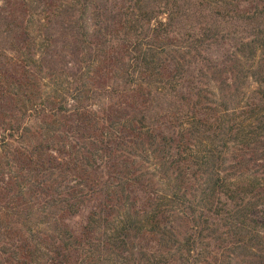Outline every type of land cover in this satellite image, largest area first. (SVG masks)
<instances>
[{"label":"trees","instance_id":"1","mask_svg":"<svg viewBox=\"0 0 264 264\" xmlns=\"http://www.w3.org/2000/svg\"><path fill=\"white\" fill-rule=\"evenodd\" d=\"M251 164L264 170V0H0V264H98L94 249L171 264L149 254L185 214V263L264 264Z\"/></svg>","mask_w":264,"mask_h":264},{"label":"rangeland","instance_id":"2","mask_svg":"<svg viewBox=\"0 0 264 264\" xmlns=\"http://www.w3.org/2000/svg\"><path fill=\"white\" fill-rule=\"evenodd\" d=\"M187 59H192V58L188 56ZM52 83L55 87L59 88L60 90H62V87L67 88L66 76H58V78L55 81H52ZM50 84H51V82H50ZM215 85H217V84L214 82H210L209 87L212 88L214 91H216ZM255 88H256V85L254 84V82L252 80H248L246 92L249 93ZM228 92H231V91H228ZM234 92H237V91L235 90ZM231 93H229L228 95H231ZM228 95L225 97L224 102L228 105L229 109H232L235 107L234 106L235 104L231 101V99H230L231 102L229 101ZM256 156H257V154H256ZM261 163L262 162H259L258 165H260ZM254 165L255 164L249 165L250 166L249 167V174H252V176H260L264 172V170L260 169L258 167H254ZM143 167H144V170L146 172H149V174H147V175H149V177L151 178V182L155 185L156 190L158 192H160V194L162 192L163 193L168 192L172 195V189L171 188L173 185V177L169 175V174H171V172H169L167 168L163 167L161 164V169L157 168L156 170H154L153 167H155V166L150 161H148V159H144ZM63 186H64L63 188L65 190V183L63 184ZM64 196H65V198L67 197L66 194ZM201 199L202 198L199 197L200 201H201ZM187 210H188V208H187ZM121 212H122V210H121ZM188 212L189 211H187V213ZM121 215H123V213H120V216ZM86 220H87V213H81L80 215H77L70 220V224H71L70 226L79 227L78 225L86 223ZM118 224L122 225L123 222L119 221ZM141 225L143 227L149 226L147 223H144V222L141 223ZM193 227L194 226H193L192 222L189 220V218L186 216V214L180 215L179 219L175 221L174 225L171 224L170 227H168L166 238L164 240H162V242L159 245H155L156 246L155 250L153 251L152 254H149V255L156 256L157 260H159V261H162L163 259L165 261L168 260L171 264H187L184 261V258L187 254V251H185V250H188L190 247H188L184 238H186L188 236V234H190L192 232L191 230ZM113 228L114 227H111L110 225H107L104 223L101 225H99V224L95 225L94 238L96 240V245L107 242V238H108L107 234H110V235L113 234L112 233ZM197 248L199 251H203V249H204L203 244L199 243ZM93 253H95V261L99 262L98 264H102L101 263L102 261H99V259H98L99 258L98 253L95 251V249H94ZM132 253H134V255H131L130 253L125 252L127 259L119 258V262L121 264H141L142 260H140V257H141L140 250L136 249ZM235 254H237L236 258H237L238 264H256L255 256H253V254H251L250 251H248V250H243V251L241 250ZM109 255H110V253H108V255H106V257ZM4 257L5 256H3V255L1 256V258H4ZM111 260L107 264H112L113 259H111ZM92 264H94V263H92Z\"/></svg>","mask_w":264,"mask_h":264}]
</instances>
